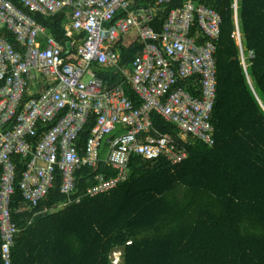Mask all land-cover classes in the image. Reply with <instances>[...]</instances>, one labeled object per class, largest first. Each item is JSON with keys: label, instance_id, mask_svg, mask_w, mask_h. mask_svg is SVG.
<instances>
[{"label": "built area", "instance_id": "obj_1", "mask_svg": "<svg viewBox=\"0 0 264 264\" xmlns=\"http://www.w3.org/2000/svg\"><path fill=\"white\" fill-rule=\"evenodd\" d=\"M18 1L24 9L0 0V28L15 39L12 43L0 34V220L6 258L18 232L10 211L16 179L13 155L29 160L19 186L24 200L36 207L54 188L59 172L62 193L71 203L76 172L102 162L104 142V162L118 175L111 180L98 176V185L89 191L92 196L127 181L133 155L152 161L165 157L173 164L186 159L187 152L170 134L155 130L153 112L176 126L182 140L192 136L214 144L215 41L222 25L221 15L197 0H183L182 7L172 9L160 32L152 24L172 0L136 8L139 0ZM234 8L237 12V4ZM28 11L65 15V45ZM235 38L241 45L239 29ZM68 43L71 51L66 55ZM136 43L144 44L142 52L130 68L119 67L116 47ZM101 68H119L125 80L105 81L96 71ZM190 81L201 98L185 89ZM127 83L138 103L127 94ZM93 117L96 123L80 152L77 140Z\"/></svg>", "mask_w": 264, "mask_h": 264}, {"label": "trees", "instance_id": "obj_2", "mask_svg": "<svg viewBox=\"0 0 264 264\" xmlns=\"http://www.w3.org/2000/svg\"><path fill=\"white\" fill-rule=\"evenodd\" d=\"M11 1L24 9L18 0ZM197 1L222 18L210 119L214 144L192 136L182 140L176 126L153 112L155 130L170 134L187 152L186 159L173 164L165 157L152 161L133 155L128 180L92 196L89 191L98 185V176L111 180L118 175L104 162V142L102 162L76 172L71 203L62 193L59 172L54 188L36 207L24 200L19 186L29 160L13 155L16 179L10 211L18 232L6 258L0 220V264H117L115 254H120L119 264H264V0ZM146 3L153 0H139L134 8ZM183 3L172 0L162 6L154 29L160 32L169 12ZM29 14L65 45V15ZM238 29L241 45L235 38ZM0 34L15 43L6 28ZM143 48L141 43L129 48L119 44V67L130 68ZM96 71L105 81L125 80L119 68ZM185 89L201 98L191 81ZM126 92L138 103L128 83ZM95 123L91 118L79 135L80 152ZM3 174L0 168V192Z\"/></svg>", "mask_w": 264, "mask_h": 264}, {"label": "rangeland", "instance_id": "obj_3", "mask_svg": "<svg viewBox=\"0 0 264 264\" xmlns=\"http://www.w3.org/2000/svg\"><path fill=\"white\" fill-rule=\"evenodd\" d=\"M130 39L128 38L127 41H129ZM89 80V77H87L86 81ZM120 257V254H115V261L117 262V264L120 263L121 261V257Z\"/></svg>", "mask_w": 264, "mask_h": 264}, {"label": "water", "instance_id": "obj_4", "mask_svg": "<svg viewBox=\"0 0 264 264\" xmlns=\"http://www.w3.org/2000/svg\"><path fill=\"white\" fill-rule=\"evenodd\" d=\"M70 51H71V44L68 43L67 44V52H66V55H68L70 53Z\"/></svg>", "mask_w": 264, "mask_h": 264}, {"label": "clouds", "instance_id": "obj_5", "mask_svg": "<svg viewBox=\"0 0 264 264\" xmlns=\"http://www.w3.org/2000/svg\"><path fill=\"white\" fill-rule=\"evenodd\" d=\"M115 263H117V262L115 261Z\"/></svg>", "mask_w": 264, "mask_h": 264}]
</instances>
